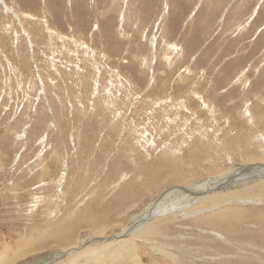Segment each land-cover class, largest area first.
Here are the masks:
<instances>
[{
    "label": "rangeland",
    "instance_id": "rangeland-1",
    "mask_svg": "<svg viewBox=\"0 0 264 264\" xmlns=\"http://www.w3.org/2000/svg\"><path fill=\"white\" fill-rule=\"evenodd\" d=\"M263 113L264 0H0V262L80 264L74 253L130 237L161 196L234 175L241 194L259 187L224 205L245 224L218 220L225 232H204L194 213L210 206L187 200L160 226L188 248L210 234L229 247L207 255L220 264H262L253 258L264 262V219L252 216L264 189L240 170L251 155L264 166ZM192 152L197 177L173 180L175 164L190 174ZM59 224L83 227L59 243L50 238ZM150 253L142 263H173Z\"/></svg>",
    "mask_w": 264,
    "mask_h": 264
},
{
    "label": "bare ground",
    "instance_id": "bare-ground-1",
    "mask_svg": "<svg viewBox=\"0 0 264 264\" xmlns=\"http://www.w3.org/2000/svg\"><path fill=\"white\" fill-rule=\"evenodd\" d=\"M9 29V28H8ZM10 32V31H9ZM52 38V37H51ZM15 44V43H14ZM21 48V47H20ZM174 50V49H173ZM153 56V55H152ZM168 58V57H167ZM153 59V58H152ZM152 65V64H151ZM16 68V67H15ZM4 89V88H3ZM176 104V103H175ZM231 106V105H230ZM258 108V107H257ZM237 109V108H236ZM227 111V110H226ZM263 111V110H262ZM261 112V111H260ZM264 114V113H263ZM244 127V126H243ZM242 129V128H241ZM205 134V133H204ZM186 135V134H185ZM202 135V134H201ZM203 136V135H202ZM206 136V135H205ZM201 137V136H200ZM204 138V136H203ZM202 139V137H201ZM210 139V137H209ZM200 140V139H199ZM198 140V141H199ZM185 141V140H184ZM193 141V140H192ZM207 141V140H204V142ZM194 142V141H193ZM184 144V143H183ZM186 144V143H185ZM193 144V143H192ZM163 145V144H162ZM188 146V144H186ZM195 145V144H193ZM207 145V144H206ZM215 145V144H214ZM182 146V145H181ZM184 146V145H183ZM220 146V145H219ZM164 147V146H163ZM179 147V146H178ZM195 147V146H194ZM200 147V146H199ZM191 148V147H190ZM197 148V146H196ZM189 149V148H188ZM191 150V149H189ZM199 150V149H197ZM220 150V149H219ZM192 151V150H191ZM247 151V150H246ZM172 153L173 152V149L171 151ZM198 152V151H197ZM200 152V151H199ZM198 152V153H199ZM248 153V152H247ZM161 154V153H160ZM187 154V152H186ZM203 154V153H202ZM237 154V153H236ZM242 154V153H241ZM244 154V153H243ZM255 154V153H254ZM261 154V153H260ZM189 155L192 157L190 158V161H188V165L186 164L185 166L186 167H191L190 169V174H185L184 172L186 171V169H184V167H178L177 164L173 165L174 167H171L172 168V173H173V180H176L177 182L180 181V180H185V181H190L191 178H196L195 175L196 174H199L198 172H200L199 168L201 165H198L195 161V159L197 158L196 157V154L194 152H192V154L189 153ZM198 155H201V154H198ZM238 155H240L238 153ZM208 156V154H207ZM241 156V155H240ZM261 156H263V154H261ZM205 157V156H204ZM237 157V156H236ZM239 157V156H238ZM208 158V157H207ZM206 158V159H207ZM243 158V157H242ZM264 158V156H263ZM205 159V160H206ZM241 159V158H240ZM247 159V157H246ZM245 159V161H246ZM255 160H258V161H262V158H256V156L254 155H251L250 157V161L251 164H249L247 167H251V169H248V170H240L242 176L243 174L244 175H250L248 178L249 180H247V182H258V183H261L260 185V189H264V182H260V178L264 175V166L263 164H254L253 162H255ZM180 161V160H179ZM200 161H202V159H200ZM208 161V160H207ZM160 162H168L165 164V166L167 164H169L171 166V161L169 162L167 159H163L162 161L160 160H157L155 163H160ZM209 162V161H208ZM149 164V162H147ZM182 163L184 164V161H182ZM185 163H187L186 159H185ZM200 163V162H199ZM253 163V164H252ZM45 164V163H44ZM219 164V163H218ZM152 165V164H151ZM158 165V164H157ZM195 165V166H194ZM211 165V164H210ZM208 165V166H210ZM214 165V164H213ZM258 166L257 168H252V166ZM205 166V165H204ZM218 166V165H217ZM262 166V167H261ZM153 167V166H152ZM161 169H162V166H160ZM211 167V166H210ZM219 167V166H218ZM222 167V166H221ZM140 168V167H139ZM138 168V169H139ZM210 169V168H209ZM244 169V168H243ZM155 170V169H154ZM159 170V169H158ZM171 171V170H170ZM216 171V170H215ZM228 171V170H227ZM226 171V172H227ZM55 172V171H54ZM64 172V171H63ZM134 172V171H133ZM141 173H143V167L141 168ZM154 172V171H153ZM206 172V171H205ZM209 172V171H208ZM214 172V171H213ZM244 172V173H243ZM136 174V172H134ZM139 173V174H141ZM146 173V172H145ZM159 173V172H158ZM224 173V172H223ZM230 173V171H229ZM57 174V173H56ZM138 174V173H137ZM160 174V173H159ZM214 174V173H213ZM222 174V173H221ZM228 174V172H227ZM231 174V173H230ZM218 175V174H217ZM163 176V175H162ZM162 176L161 179H162ZM170 176V175H169ZM189 176V177H187ZM145 177V175H144ZM158 177V176H157ZM159 177V178H160ZM168 177V176H167ZM250 177H254L256 178V180H251ZM154 178V177H153ZM235 178H237L236 176L234 175H227V176H224V177H221V178H217L216 180L212 181L213 183H209L208 185L205 184V183H200V185H197L196 187H193L192 185V188H189V186L185 187L186 190H182V191H173L174 193L172 195H168L166 194L165 196H161V198H159L157 201L153 202V204L150 206V208H147V212H145V215L142 216V218L139 220V222L137 224H133V223H130L129 224H133L131 227H128L126 226V228L128 229L126 232L128 235H130V237L128 238H122V239H118V241H111L108 242V243H103V244H99V245H92V246H89L83 250H80V252L78 251V253H74V255L76 256V260L73 261L71 260L70 262H80V264H96L97 262H99V264H103V261H107L109 258L110 259H115V264H144L142 263L143 259H142V256H147L148 253H150V251L154 250V251H159V252H164L166 253V257L163 256L166 260H170L172 259L173 260V263L172 264H197L196 261L198 259L201 258V262L200 264H214V263H218L220 264V262H218L216 259L217 256H214V257H209L207 256L208 254L210 253H214V251L216 252H220V250L224 252L225 249H228L229 247H226L225 245H223L222 247L220 245H217V244H214V240L211 239L209 235H201V236H197V244L195 245L194 248H188L187 245L189 244V241H192L189 239V241H186L184 238L182 240V237L179 235L177 236V233L175 231H172L170 229L167 230V228L165 227H161L160 225H163L161 224L160 222H163V219L160 218V216L164 213V212H171L172 211L174 212L175 209H177L180 204V206L182 207V205L187 201V200H190L188 201V203L192 202L194 204H196L195 202H198L199 204L201 205H205L207 204L208 206H210L208 209H207V213L203 216V217H200L199 218V211H196L194 213V216L197 219V222L194 223V225H200L201 227H204L205 229H202L203 231L204 230H209L207 232H210V229H217V230H223L222 231H226V226H233V225H241V224H245V216H246V213L242 212V211H235L233 210L234 208H226L224 207L225 204L227 203H233L234 201H237L238 199L237 198H242V195L243 197H246V193L247 195L249 196V193L248 192L249 190H256L258 189L259 187H254V188H249V189H242L243 192L245 194H241L240 192H238L239 189H237L236 187H240L238 186L237 184H239L241 181L237 182L235 181ZM153 181V179H151ZM155 180V179H154ZM163 180V179H162ZM242 180V179H241ZM150 181V180H149ZM159 181V180H158ZM183 181V182H185ZM162 183V181H159ZM236 182V183H235ZM154 184L157 183V182H153ZM180 183V182H179ZM229 183H233V184H230V185H233L234 187H229L227 188V184L229 185ZM197 184V183H196ZM161 185H164V184H161ZM195 185V184H194ZM243 185V184H242ZM256 185V186H257ZM134 186V185H133ZM157 186V185H155ZM159 186V185H158ZM252 186V185H251ZM254 186V185H253ZM142 187V186H141ZM211 187V188H210ZM248 187H250L248 185ZM210 188V189H209ZM218 188V189H217ZM233 188V189H232ZM146 189V188H144ZM137 190V189H136ZM148 190V189H147ZM230 191H232L233 193H231ZM241 191V190H240ZM145 192V191H144ZM144 192H142V194L144 195ZM147 192V191H146ZM183 192L185 193H189L188 196L184 195V197L177 202V204L175 203L174 200H177L178 198H180V195L181 193L183 194ZM237 192V193H235ZM157 193V192H156ZM255 193V192H253ZM259 194V193H257ZM75 195V194H74ZM142 195V196H143ZM157 195V194H156ZM168 195V196H167ZM191 195H194V197L192 198H188L189 196ZM228 195V197L225 198V196ZM235 195V196H233ZM145 196V195H144ZM153 196V195H152ZM167 196V197H166ZM233 196V197H232ZM256 196V194H255ZM251 198V196H249ZM185 198H188V199H185ZM249 198V199H250ZM255 198L258 199V201H261V200H264V195L261 194L260 196L257 195ZM117 199V198H115ZM132 199V198H131ZM247 199V198H246ZM192 200V201H191ZM244 201V200H243ZM105 203V202H104ZM186 203V204H188ZM245 203V201H244ZM251 203V202H250ZM256 203V201H255ZM94 205V203H93ZM167 205V206H166ZM177 205V206H176ZM228 205V204H227ZM187 206V205H185ZM183 205V207H185ZM220 207V209L217 210H212V208H218ZM231 206V204H230ZM243 206V205H241ZM255 207V205H253ZM87 207V206H86ZM198 207V206H197ZM202 207V206H201ZM199 206V208H201ZM206 207V206H204ZM244 207V206H243ZM249 207V206H248ZM251 207V206H250ZM253 207V208H254ZM261 207V206H260ZM93 208V207H92ZM166 208V210H165ZM191 208V207H190ZM203 208V207H202ZM251 208V209H253ZM258 208V206H257ZM256 208V210H257ZM263 208V207H262ZM94 209V208H93ZM197 209V208H196ZM227 209L229 211H227ZM246 209V208H245ZM121 210V208H120ZM182 210V209H181ZM184 210V209H183ZM190 210V209H189ZM255 210V211H256ZM204 211V210H203ZM244 211V210H243ZM88 212V211H87ZM187 212V211H186ZM232 212V213H230ZM252 212H254L252 210ZM73 213V212H72ZM170 213V214H171ZM256 215L252 216V219H253V222L254 220H256L258 223H262L263 219H264V210H258L255 212ZM90 214V212H89ZM95 216V214H94ZM80 217H82L80 215ZM99 217V216H98ZM156 217H159V219H156L154 221H150V218H156ZM66 218V219H65ZM68 217H64V220L63 222L61 223H67L68 220H67ZM193 219V218H192ZM191 219V220H192ZM250 219V218H249ZM251 219V221H252ZM75 220V219H74ZM101 220V219H99ZM138 220V219H136ZM194 220V219H193ZM218 220H222V221H225V224L226 226L225 227H222V225H220L218 222ZM70 221L72 222L73 221V217L70 219ZM69 221V223H71ZM249 221V220H248ZM77 224L79 223L78 221H76ZM193 222V221H192ZM229 222V224H227ZM82 224L85 223L88 226V224H92L93 223V220H90V219H87V220H84L81 222ZM164 223V222H163ZM223 223V222H222ZM63 224L62 226H55L53 227L52 225V232L50 234V238H56L57 240H60L58 241L59 243H63V242H66L68 241V237L70 234H72V232L74 231L75 228L77 227H83L82 225H79V226H71V224L69 226V228H63ZM68 224V223H67ZM80 224V223H79ZM168 224V223H167ZM166 224V225H167ZM58 225V223H57ZM66 225V224H65ZM92 226V225H91ZM97 226V227H95ZM165 226V225H163ZM58 227V228H56ZM101 226L99 224H94V227L92 228L93 230L95 229H98L100 228ZM91 228V227H90ZM125 227L122 228L123 232L126 230ZM51 229V228H50ZM197 229V228H195ZM194 229V231H195ZM229 229V228H228ZM234 229V228H233ZM263 229V228H261ZM202 231V232H203ZM212 231V230H211ZM215 231V230H214ZM214 231L211 232L212 234H214ZM258 231V230H257ZM263 230H261L260 232H262ZM205 232V231H204ZM125 233V232H124ZM219 233V232H218ZM234 233V232H233ZM263 233V232H262ZM42 234V233H41ZM74 234V233H73ZM223 234V233H222ZM229 234V233H228ZM124 235V234H123ZM126 235V234H125ZM226 235V234H225ZM236 235V234H235ZM234 235V236H235ZM217 236V235H216ZM229 236V235H228ZM232 236V235H231ZM230 236V237H231ZM71 237V236H70ZM98 237V236H97ZM222 237V236H220ZM227 237V235H226ZM94 238V237H93ZM209 238V239H208ZM213 238V237H212ZM95 239V238H94ZM223 239V238H222ZM226 239V238H225ZM246 239V238H245ZM56 240V241H57ZM106 240V239H105ZM108 240V239H107ZM113 240V239H112ZM133 240H137V242H134ZM162 240V241H161ZM194 240V239H193ZM196 241V240H195ZM30 242V241H29ZM138 242H142V243H146V245L142 244V243H138ZM208 242V243H207ZM210 242V243H209ZM221 242V241H220ZM236 242V241H235ZM196 243V242H195ZM200 243H207V245L203 246V245H200ZM224 243H226L224 241ZM237 243V242H236ZM42 244V243H41ZM66 244V243H65ZM148 244H150V248L147 246ZM151 245H154V246H151ZM230 245V244H228ZM240 245V244H239ZM67 246V244H66ZM248 246V245H247ZM34 247V246H33ZM193 247V246H192ZM232 247V246H231ZM235 247V245L233 246ZM237 247V246H236ZM250 247V246H248ZM35 248V247H34ZM238 248V247H237ZM214 250V251H213ZM244 250V249H243ZM264 250V249H263ZM230 251V249H229ZM242 250H240L241 252ZM245 252V251H244ZM263 254V252H261ZM112 254V255H110ZM152 255H154L153 253H150ZM218 253H215V255H217ZM7 255V254H6ZM73 254H70L69 256H71ZM214 255V254H213ZM245 255V253H244ZM249 255V253H248ZM261 255H259L260 257ZM6 257V256H5ZM157 257V256H156ZM169 257V258H168ZM252 257V256H250ZM254 257V256H253ZM263 257V256H261ZM260 257V258H261ZM205 258H210L209 260H205ZM225 258V257H224ZM240 258V257H239ZM249 258V257H247ZM245 258V259H247ZM212 259V260H211ZM236 259V258H235ZM253 259H256L258 261H260L262 264H264L263 260L261 259H257V258H253ZM252 259V260H253ZM51 260V259H50ZM224 260V259H223ZM251 260V259H249ZM171 261V260H170ZM217 261V262H215ZM230 261V260H229ZM9 262V259L7 258H4L0 264H7ZM223 263V262H222ZM9 264V263H8ZM113 264V263H112ZM150 264V263H149ZM155 264V263H154ZM159 264V263H158ZM227 264H229L227 262Z\"/></svg>",
    "mask_w": 264,
    "mask_h": 264
}]
</instances>
